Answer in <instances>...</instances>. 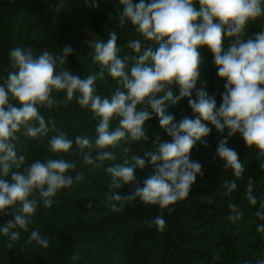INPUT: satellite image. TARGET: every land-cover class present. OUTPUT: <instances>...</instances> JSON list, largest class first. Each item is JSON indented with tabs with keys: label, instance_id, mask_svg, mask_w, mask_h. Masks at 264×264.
I'll return each instance as SVG.
<instances>
[{
	"label": "clouds",
	"instance_id": "9594fccd",
	"mask_svg": "<svg viewBox=\"0 0 264 264\" xmlns=\"http://www.w3.org/2000/svg\"><path fill=\"white\" fill-rule=\"evenodd\" d=\"M119 4L120 26L130 22L145 40L155 42V48L143 47L140 40H132L127 47L136 55L121 57L115 31L109 33L107 41L91 40L92 58L100 65V71L86 78L68 69L57 71L58 63L63 65L65 58L74 52L70 45L63 47V55H54L47 49L37 55L31 47L10 50L14 71L8 72L0 84V175L10 174V180L0 178V214L12 216L0 227V235L10 241L20 238V231L12 229L28 231L39 203L51 208L57 192L73 184V177L66 173L75 169L76 164L63 158L36 160L19 171L25 156L17 154L14 143L19 139L17 133L24 129L23 134L31 138L46 136L49 123L56 130L55 121L46 122L38 109V106L51 109L57 104L52 97L54 91L65 92L66 101L75 98L81 107L90 108L99 118L94 142L88 136L75 138L83 163L96 168L102 167L104 161L116 159L113 151L105 149L115 148L121 141L147 142L145 125L158 117L169 139L161 141L157 136L152 142L154 151L145 148L143 158L132 155L130 160L106 169L111 176L110 189L129 188L125 194L113 192L108 197L111 211L122 212L127 204L137 200L145 205H158L160 212L152 220L158 231L166 226L165 210L174 211L170 206L186 199L197 176L204 175L203 165L191 159V152L198 143L209 146L204 139L212 131L208 124L220 133L228 130L216 146V156L225 162L224 170L231 169L237 178L245 171L238 153L228 146L237 134L249 148L258 150L257 159L264 169V29L246 40L241 38L249 20L264 16V0H119ZM89 6L99 7L96 3ZM226 37L234 38L227 48ZM202 47L211 51L217 77L223 81L219 107L216 93H210L207 84L200 80ZM105 70L119 85L110 99L98 95L95 86L98 78L104 79ZM174 86L178 87V94L173 92ZM185 98L194 118L185 116L177 122L168 108ZM114 117L119 118V123L112 130L110 122ZM48 147L57 155L68 153L73 141L59 132L48 141ZM94 147L101 150L95 157ZM129 151L128 147L123 148L126 155ZM148 164L154 167V172L141 181L137 169L143 170ZM82 179L83 175L77 173L75 180ZM224 188L225 195H230L237 184L226 181ZM246 198L253 206L258 203L252 179L248 181ZM86 207L91 208L92 202ZM229 208L233 215L227 219L235 222L242 218L236 205L230 203ZM255 215L264 220V200L259 201ZM257 231L264 232V224L258 225ZM33 241L49 247L48 239L37 230L28 236L27 243ZM8 246L11 248V243ZM257 264H264V260Z\"/></svg>",
	"mask_w": 264,
	"mask_h": 264
},
{
	"label": "trees",
	"instance_id": "16d2710c",
	"mask_svg": "<svg viewBox=\"0 0 264 264\" xmlns=\"http://www.w3.org/2000/svg\"><path fill=\"white\" fill-rule=\"evenodd\" d=\"M56 1L0 0V84L4 83L8 72L14 71L9 53L16 47H31L37 55L45 49L54 55H63V47L70 45L74 52L65 58L63 65L58 63L57 71L68 69L81 78L98 73L100 65L93 61L94 49L86 41L87 29L95 32L102 41H107L109 33L115 31L121 57L136 55L127 47L132 40H140L143 47L157 46L155 42L145 40L130 22L120 26L117 15V9L121 8L119 0H62L60 10L55 7ZM93 3L99 7L89 6ZM258 27L256 18L249 20L244 31L254 33ZM241 38L246 40L248 37ZM232 39L225 38L226 48ZM199 51L202 57L200 80L204 83L209 72L217 67L207 47ZM131 67L130 61L127 70L130 71ZM95 86L98 95L110 99L119 85L105 70L104 79L98 78ZM178 91L174 86L173 92L178 94ZM52 97L57 101L56 105L51 109L38 106V109L46 122L55 121L56 130H52L49 123L50 130L46 136L31 138L23 134L24 129L17 133L19 139L14 142L17 154L25 156V163L19 171L36 160L45 162L63 158L76 164L75 169L66 173L73 177V184L57 192L51 208L38 204L27 232L11 230L20 231L17 241L0 235V264H257V261L264 260V232L257 231L264 220L255 215L259 201L264 200V169L260 167L261 160L257 159L258 150L249 148L241 136L234 135L228 144L235 149L244 165L245 171L237 178L231 169L224 170L225 162L216 156V146L227 136L225 132L228 130L220 133L208 124L212 131L204 139L209 146L203 147L198 143L191 152V159L203 165L204 175L197 176L186 199L170 206L174 211L169 213L165 210L163 231H158L152 223L160 212L159 206L145 205L139 200L127 204L119 215L109 213L99 220L96 215L103 208L93 193H105L108 199L113 192L125 194L129 191L127 186L110 189L111 176L106 172L107 167L122 164L132 155L143 158L145 148L154 151L152 142L157 136L161 141L169 137L160 127L158 117L154 116L145 125L149 137L147 142L121 141L117 147L105 149L115 153V160L104 161L100 168L85 165L75 138L88 136L94 142L99 118L90 108L81 107L75 98L66 101L63 91H54ZM216 101L219 107L222 101L217 93ZM12 103L16 104V101ZM168 112L175 116L177 122L185 116L194 118L187 98L176 106H169ZM118 123L119 118L114 117L110 122L111 129L114 130ZM59 132L73 141V148L68 153L57 155L49 150L48 141ZM124 147L130 149L127 155L123 152ZM99 151L94 147L92 156L95 157ZM153 172L154 167L148 164L143 170L137 169V176L142 181ZM77 173L83 175L82 180H75ZM0 178L10 180V174L8 177L0 175ZM244 178L262 180L258 193H253L258 198L255 206L248 202L243 191L244 181L241 180ZM226 181L237 184L230 195H225ZM36 195L38 198V193ZM89 202H92L91 208L86 207ZM230 203L236 205L242 214L240 220L233 222L227 219L233 215ZM10 219L11 215L0 214V227ZM125 227L127 231H124ZM32 230L47 238L49 247H41L34 241L27 243ZM217 255L220 259L214 260Z\"/></svg>",
	"mask_w": 264,
	"mask_h": 264
},
{
	"label": "rangeland",
	"instance_id": "374dc122",
	"mask_svg": "<svg viewBox=\"0 0 264 264\" xmlns=\"http://www.w3.org/2000/svg\"><path fill=\"white\" fill-rule=\"evenodd\" d=\"M55 7L57 9H61L62 8V0H57L55 3ZM257 22H258V31L264 29V16H260L257 18ZM254 32V33H256ZM85 33L87 35L86 37V41L91 44V42L89 41H94L98 38V35L90 30H85ZM253 32H243L242 36H247L248 38H250L252 36ZM247 38V39H248ZM209 78H206L204 81V84H207V88L209 90L210 93H212V91H215V93L219 94L223 91V81H221L218 77H217V69L214 68L209 72ZM208 77V76H207ZM221 97V95H220ZM225 134H227L225 132ZM250 178H244L241 181H244V187H243V191L246 193V189H247V185H248V181ZM253 180V193H258V191L260 190V187L262 185V180H258V179H252ZM93 196L98 199L101 202V206L103 208L102 212H99L96 215V218H98L99 220H102L104 217H106L109 213H114L116 215H119L120 212H113L111 211V208L109 206L110 202L107 199V196L105 193L99 192V193H93ZM124 231H127V227L124 228Z\"/></svg>",
	"mask_w": 264,
	"mask_h": 264
}]
</instances>
